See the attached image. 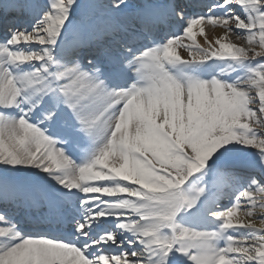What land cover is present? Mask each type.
Wrapping results in <instances>:
<instances>
[{"label": "snow or ice", "instance_id": "obj_1", "mask_svg": "<svg viewBox=\"0 0 264 264\" xmlns=\"http://www.w3.org/2000/svg\"><path fill=\"white\" fill-rule=\"evenodd\" d=\"M0 264H264V0H0Z\"/></svg>", "mask_w": 264, "mask_h": 264}, {"label": "bare ground", "instance_id": "obj_2", "mask_svg": "<svg viewBox=\"0 0 264 264\" xmlns=\"http://www.w3.org/2000/svg\"><path fill=\"white\" fill-rule=\"evenodd\" d=\"M223 33H222V31H221V29H216V30H214V32L212 31V29H211V27H209V28H207L206 29V35H207V37H208V39H210V40H213V38H215V37H217V36H219V35H222ZM231 39L233 40V41H235V38L234 37H231ZM197 40L201 43V44H203L204 43V37H200V36H198L197 37ZM235 42H238V41H235ZM182 55H184V54H182ZM185 56V55H184ZM186 57V56H185Z\"/></svg>", "mask_w": 264, "mask_h": 264}, {"label": "rangeland", "instance_id": "obj_3", "mask_svg": "<svg viewBox=\"0 0 264 264\" xmlns=\"http://www.w3.org/2000/svg\"><path fill=\"white\" fill-rule=\"evenodd\" d=\"M212 29V28H211ZM216 29H218V28H216ZM216 29H212V31L214 32V30H216ZM234 37V36H233ZM216 38V37H215ZM215 38H213V40L215 39ZM235 38V37H234ZM237 43H239V41L237 42ZM181 54H184L185 56L187 55L186 53H184L183 52V50H181Z\"/></svg>", "mask_w": 264, "mask_h": 264}]
</instances>
